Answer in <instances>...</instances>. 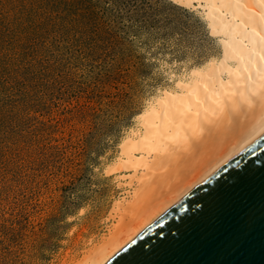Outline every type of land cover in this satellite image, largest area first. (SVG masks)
<instances>
[{
  "label": "rangeland",
  "instance_id": "obj_1",
  "mask_svg": "<svg viewBox=\"0 0 264 264\" xmlns=\"http://www.w3.org/2000/svg\"><path fill=\"white\" fill-rule=\"evenodd\" d=\"M207 27L171 0H0V264H73L108 236L126 186L107 167L219 52Z\"/></svg>",
  "mask_w": 264,
  "mask_h": 264
},
{
  "label": "bare ground",
  "instance_id": "obj_2",
  "mask_svg": "<svg viewBox=\"0 0 264 264\" xmlns=\"http://www.w3.org/2000/svg\"><path fill=\"white\" fill-rule=\"evenodd\" d=\"M171 1L203 9L219 52L138 112L107 167L126 186L108 236L73 264H108L264 133V0Z\"/></svg>",
  "mask_w": 264,
  "mask_h": 264
},
{
  "label": "water",
  "instance_id": "obj_3",
  "mask_svg": "<svg viewBox=\"0 0 264 264\" xmlns=\"http://www.w3.org/2000/svg\"><path fill=\"white\" fill-rule=\"evenodd\" d=\"M108 264H264V133Z\"/></svg>",
  "mask_w": 264,
  "mask_h": 264
}]
</instances>
